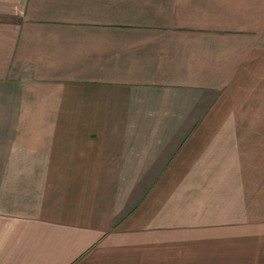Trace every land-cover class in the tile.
Returning a JSON list of instances; mask_svg holds the SVG:
<instances>
[{
	"label": "crops",
	"instance_id": "crops-1",
	"mask_svg": "<svg viewBox=\"0 0 264 264\" xmlns=\"http://www.w3.org/2000/svg\"><path fill=\"white\" fill-rule=\"evenodd\" d=\"M0 264H264V0H0Z\"/></svg>",
	"mask_w": 264,
	"mask_h": 264
}]
</instances>
